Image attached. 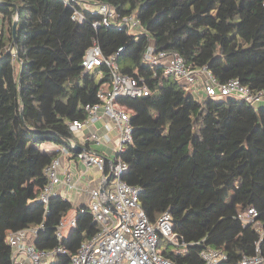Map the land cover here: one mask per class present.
<instances>
[{"label":"trees","instance_id":"1","mask_svg":"<svg viewBox=\"0 0 264 264\" xmlns=\"http://www.w3.org/2000/svg\"><path fill=\"white\" fill-rule=\"evenodd\" d=\"M96 1L119 16L134 15L143 31L95 29L99 16L90 10L75 22L61 0H0V264H12L9 232L37 228L35 249L60 246L64 253L51 264H71L81 242L97 231L90 213L78 210L75 228L59 240L56 228L71 203L56 195L46 205L37 201L45 168L57 157L42 144L70 148L68 124L84 120V106L98 103L97 92L110 84L106 66L82 73L94 40L104 57L122 48L119 72L142 78L152 91L117 103L129 111L132 127L120 154L127 164L122 179L142 188L148 221L168 211L187 244L180 253L159 238L160 254L176 264H204L203 250L222 249L219 264H238L258 247L264 258V234L236 217L238 205L252 206L264 231V106L233 97L200 101L142 59L151 44L156 53L180 55L191 70L206 68L219 83L237 79L252 94L262 92L264 0Z\"/></svg>","mask_w":264,"mask_h":264},{"label":"built area","instance_id":"2","mask_svg":"<svg viewBox=\"0 0 264 264\" xmlns=\"http://www.w3.org/2000/svg\"><path fill=\"white\" fill-rule=\"evenodd\" d=\"M72 10L71 19L81 23L84 20L83 10L86 5H93L90 12L98 14L99 20H94L92 26L95 29L104 27L126 28L128 32H134L141 28L134 15L119 16L113 6L96 0H61ZM86 7V8H85ZM122 48L109 57H104L94 40L86 50L82 61V73L91 72L99 66H106L110 74V84L106 89L97 92L98 103L86 104L84 110L86 118L82 121H73L68 124L73 133L84 126L98 121L106 116L114 122L117 128V149L113 160H105L87 151H78L76 156L87 166H94L103 172V184L98 188H90L87 191L89 203L79 209L83 213L87 211L92 217V222L97 226V231L88 239L81 242L77 251L71 255V264H176L160 254L158 247L159 238L166 240L176 252L184 253L187 244L180 240L174 232L171 215L168 211L162 212L155 223H150L140 206V186L129 185L122 177L127 171V164L121 159L120 154L130 145L132 140V127L130 113L125 107L117 103L120 97H145L152 91L142 78H135L119 72L116 56ZM145 64L152 69H160L162 75L172 76L180 83L191 89L194 95L201 92L206 97L225 98L233 97L250 104H256L263 97L264 91L252 94L248 88L240 84L237 79H231L225 83L217 82L206 68L189 69L183 58L178 54L165 52L156 53L154 47L149 44L142 54ZM108 129L107 126H105ZM107 141V136L98 137L90 134L85 141L100 144ZM70 143V148H74ZM57 151L61 155H67L69 148L59 146ZM59 158H54L45 168L47 182L40 190L37 201L47 204L51 196H55L54 188L60 183H65L68 188L74 184L67 176L64 179L58 173ZM76 217V216H75ZM75 217H62L56 228V236L59 240L66 237V230L75 228ZM236 217L242 225H251L262 236L264 231L261 224L256 221L257 214L252 206L246 208L238 205ZM36 234L37 228L9 232L6 236L7 243L12 248V264H25L18 259L19 254H24L32 264H43L44 260L64 253L58 246L51 251H39L31 244L26 243L27 232ZM204 264H219L224 260L225 253L222 249H205L200 253ZM264 258L258 247L251 256L243 255L238 264H263Z\"/></svg>","mask_w":264,"mask_h":264},{"label":"crops","instance_id":"3","mask_svg":"<svg viewBox=\"0 0 264 264\" xmlns=\"http://www.w3.org/2000/svg\"><path fill=\"white\" fill-rule=\"evenodd\" d=\"M89 8H93V5H86ZM85 7V8H86ZM142 28L138 29V32L135 34L141 33ZM18 68V65H17ZM203 93L196 95L198 100L203 99ZM257 106H264V95L256 103ZM108 127V129L105 128ZM90 134H96L98 137L107 136V141L102 140L100 144H93L91 142L85 141V138ZM74 140L70 143L74 144V148H69V153L67 155H61L57 151V148L61 145L54 143H44L41 146V149L48 152H57V157L59 158L58 173L61 179L70 178V182L74 184L72 188H68V185L65 183H59L55 188V195L60 196L61 198L68 200L72 208L66 213L65 217H75L78 213V210L82 207H86L89 203V198L87 196V191L90 188H98L103 184V172L99 171L94 166L87 167L75 154L78 151H87L93 153L109 162L113 160L116 156L117 149V128L114 126V122L111 121L106 116H102L98 121L84 126L79 131L73 132ZM73 230H66V237ZM35 234H32L30 231L27 232L26 243L33 245ZM65 237V238H66ZM7 241V240H6ZM18 259L24 261L25 264H32L24 254H19ZM54 260L53 257H49L44 260L43 264H51ZM264 264V263H263Z\"/></svg>","mask_w":264,"mask_h":264},{"label":"water","instance_id":"4","mask_svg":"<svg viewBox=\"0 0 264 264\" xmlns=\"http://www.w3.org/2000/svg\"><path fill=\"white\" fill-rule=\"evenodd\" d=\"M17 20H18V11H16V17H15V20L13 21L12 23V36H13V39L15 38V28H16V25H17ZM12 47V45L10 46V48ZM20 75H21V72H20Z\"/></svg>","mask_w":264,"mask_h":264},{"label":"rangeland","instance_id":"5","mask_svg":"<svg viewBox=\"0 0 264 264\" xmlns=\"http://www.w3.org/2000/svg\"><path fill=\"white\" fill-rule=\"evenodd\" d=\"M1 29H2V22H1V19H0V31H1ZM136 32H138V29L134 30V33H136ZM16 69H17V65H16Z\"/></svg>","mask_w":264,"mask_h":264}]
</instances>
